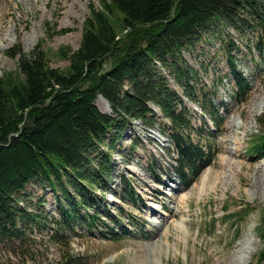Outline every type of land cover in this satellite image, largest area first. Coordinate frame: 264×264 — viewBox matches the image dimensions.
Segmentation results:
<instances>
[{
  "label": "trees",
  "instance_id": "1",
  "mask_svg": "<svg viewBox=\"0 0 264 264\" xmlns=\"http://www.w3.org/2000/svg\"><path fill=\"white\" fill-rule=\"evenodd\" d=\"M97 1L98 6L89 5L79 47L59 49L67 61L63 68L49 65L42 40L29 53L14 47L6 50L11 56L19 54V60L17 70L0 76L1 246L28 244L30 233L47 225L46 216H54L56 222L49 237L53 242L66 245L67 232L77 227L92 232L100 224L108 227V232L102 229L104 236L118 240L125 226L116 228L117 216L106 206V192L133 205L139 200L123 175L118 187H111L116 168L112 151L135 120L152 128L159 115L167 119L160 125L171 143L170 165L182 186H188L214 157L210 145L195 141L200 134L194 110L183 97L208 116L210 124L201 120L209 136L220 131L225 117L211 98L216 87L203 80L207 67L199 59L196 67L184 53L194 57L201 43L220 36L221 29L245 37L241 50L226 32L217 49L228 64L225 76L233 83L230 99L238 104L247 101L253 84L237 60L264 67V0ZM97 93L107 100L111 113L92 103ZM220 104L226 109V101ZM257 120L264 127V111ZM247 151L264 156V129ZM32 184L49 186L56 215L45 211L43 200L32 203L28 192ZM245 213V208L238 209L226 217L238 223ZM61 256L65 264L85 261L68 248Z\"/></svg>",
  "mask_w": 264,
  "mask_h": 264
},
{
  "label": "rangeland",
  "instance_id": "2",
  "mask_svg": "<svg viewBox=\"0 0 264 264\" xmlns=\"http://www.w3.org/2000/svg\"><path fill=\"white\" fill-rule=\"evenodd\" d=\"M90 4L98 6V1L0 0V76L18 68L19 54L11 56L6 50L14 47L29 53L39 40L44 41L41 49L47 53L49 65L63 68L67 61L58 51L63 47L72 50L79 47ZM226 32L243 50L246 38H237L235 31L227 28L221 29L220 36L202 42L194 57L184 53L196 67L199 60L207 67L203 80L208 87H216L211 98L225 117L220 131L209 136L201 120L204 118L210 124L208 116L201 114L196 103L186 101L194 110L193 120L199 129L200 135L194 139L200 145L211 146L214 154L211 163L188 186H182L170 165L171 143L160 125L167 119L159 115L152 128L135 120L112 151L116 168L111 187L117 188L123 175L132 182L139 200L133 205L118 199L113 191L106 192V206L117 216L116 228L125 226L120 238L104 236L102 229L108 232L105 224L92 232L77 227L75 231L68 230L66 246L49 238L56 222L54 216H46L48 229L34 230L28 244L0 245L1 261L65 264L61 252L68 248L84 257L82 264H264V253L260 255L264 252V156L258 158L247 151L254 137L264 129L257 120L264 111V67L257 68L250 60L248 65L237 60L253 90L244 103L233 102L230 99L233 83L225 76L228 64L222 50L217 53ZM237 55L241 57V53ZM251 70L255 71L252 76ZM173 88L181 92L178 86ZM98 96L103 97L97 93L92 103L101 112L111 113L110 106L107 110ZM222 100L227 102L226 109L220 104ZM150 104L159 114L158 107ZM131 144L135 146L133 149ZM158 178L160 181H156ZM29 187L32 203L43 200L45 211L56 215L49 186ZM27 207L32 208L31 203ZM244 208L243 221L236 223L226 217Z\"/></svg>",
  "mask_w": 264,
  "mask_h": 264
},
{
  "label": "bare ground",
  "instance_id": "3",
  "mask_svg": "<svg viewBox=\"0 0 264 264\" xmlns=\"http://www.w3.org/2000/svg\"><path fill=\"white\" fill-rule=\"evenodd\" d=\"M98 99H99V101H102V102H104L106 104L107 110H110L108 103L106 102V100L103 97L100 96ZM102 111H105V110H102ZM250 254H252V251L250 252Z\"/></svg>",
  "mask_w": 264,
  "mask_h": 264
}]
</instances>
